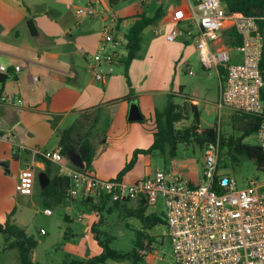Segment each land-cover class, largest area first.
Here are the masks:
<instances>
[{
	"label": "crops",
	"instance_id": "1",
	"mask_svg": "<svg viewBox=\"0 0 264 264\" xmlns=\"http://www.w3.org/2000/svg\"><path fill=\"white\" fill-rule=\"evenodd\" d=\"M90 1L85 0L86 3ZM102 2L109 8V12L113 13L110 0H102ZM153 4L155 7L150 13L135 12L134 14H137L129 16L127 22L120 18L116 23L114 22L115 36L123 40V47L119 49L122 57L106 69L105 78L102 82H98L92 74L89 76L87 71L84 73V69L92 53L98 51L102 42L103 25L99 19H92L101 22L99 28L86 22L87 18L78 15L79 5L75 0L56 2L0 0V34L16 29L19 25L28 26L30 19H33L36 31L33 35L28 26L35 44L26 48L22 54H17L11 48L0 47V57L6 59L5 64L10 67L9 75H0V92L5 95H18L24 101L23 106H0V137L7 135V139H0V224L8 222L6 219L11 210L3 202L11 201L9 193L14 191L13 197L17 205L20 197L24 196L17 190L23 169L29 166L35 169L36 184L39 183V174H46L50 184L51 176L55 177L59 174V165L47 161L42 153L59 149L65 135L67 143L75 147L87 141L93 145L95 156L92 172L101 179L134 183L154 176L157 171H163L170 176L182 177L191 187H196L202 182L205 151L199 149L201 153L199 157L194 147L192 151L188 150L187 147L191 144L180 145L176 157H172L168 150L163 153H139L133 168L119 178L121 171L131 162L137 151H145L153 146L157 130L155 112L157 109L162 111L167 107L169 96L173 95V102L181 108L192 103L199 111L198 100L194 94L191 96L185 94V85L180 84L178 90L173 92L162 90L161 87L166 84L168 76L162 72H153L157 68H167L162 65H168L170 61L173 63L177 59H186L189 62L192 51H197L196 42L193 40L181 39L169 42L164 36L155 34V30L159 27H166L168 33L178 22L184 23L192 14L191 0H164L162 4L152 2L149 5L141 3L144 10H150ZM157 10H162V17L142 33L140 52L129 66L128 74L131 82L129 85L125 73L113 74L116 66L124 64L127 55L126 35L139 16L146 14L152 17ZM238 58L239 56L236 55L233 59ZM16 65L22 67L20 72L14 70ZM128 96H132V99L126 100ZM159 96L163 98L162 101L156 98ZM152 97H155L154 104L147 105V110H143L141 99ZM164 99L165 103H163ZM133 101L140 107L142 121L135 122L128 119L130 104ZM227 110L235 117L237 123L242 125L241 131L246 134L250 129L252 118L238 117L232 110ZM191 115L190 111H185V119L177 123L176 128L184 130L190 127L193 123L190 122ZM51 116L59 118L53 129L50 127ZM117 118L123 122L121 130H116L118 125L113 128L118 122ZM22 119L32 125L29 127L22 122ZM68 119L71 122L65 128V134L57 137L59 127L65 125ZM102 119L108 121L104 133L100 135L94 130L91 131ZM75 124L79 129H74ZM203 131L199 128V133ZM30 141H36V145L41 147L31 151L28 146ZM15 147H17L16 152ZM72 153H77L74 148L69 150V157ZM22 156L26 159L25 166L17 170L16 177H10L13 182L8 186L6 184L8 177L3 174V168L10 173L14 164L20 166ZM33 195L30 197L32 200ZM53 201L67 205L75 203L59 201L56 198ZM134 204L137 209L139 202ZM109 206L111 214L117 206L114 207L112 201L109 202ZM122 211L121 214L126 216L124 210ZM131 213L133 212H129L130 215ZM105 227L109 229V225L105 224Z\"/></svg>",
	"mask_w": 264,
	"mask_h": 264
},
{
	"label": "built area",
	"instance_id": "2",
	"mask_svg": "<svg viewBox=\"0 0 264 264\" xmlns=\"http://www.w3.org/2000/svg\"><path fill=\"white\" fill-rule=\"evenodd\" d=\"M164 0H140L143 5ZM192 14L170 31L166 27L155 30L169 42L181 39L196 42L201 64L205 70H216L220 78L219 108H228L238 117L259 118L257 132L264 155V33L258 18L239 12H228L222 0H191ZM79 16L102 22V42L88 62L89 71L98 82L106 76V69L122 54L123 40L115 36L112 23L115 14L109 12L102 0H91L86 7H77ZM236 31L242 44L228 47L223 34ZM239 62H234L235 56ZM224 69V80L221 76ZM20 72V65L14 66ZM189 73L192 72L189 69ZM10 67L0 61V75H9ZM37 80V78H35ZM24 105L18 95L0 92V106ZM7 139V135L0 137ZM220 135L208 143L204 152L202 182L189 186L180 176L157 171L154 176L127 183L123 180H104L91 171L60 166L59 175L70 180L68 196L105 195L112 202L148 201L165 204V220L173 246L175 264H264V185L252 181L248 187L237 189V182L219 174ZM50 162L60 165L61 148L42 153ZM36 185L33 167L23 169L17 190L32 196ZM45 213L52 214L50 209ZM146 254V251H142Z\"/></svg>",
	"mask_w": 264,
	"mask_h": 264
},
{
	"label": "rangeland",
	"instance_id": "3",
	"mask_svg": "<svg viewBox=\"0 0 264 264\" xmlns=\"http://www.w3.org/2000/svg\"><path fill=\"white\" fill-rule=\"evenodd\" d=\"M51 1L56 2L57 0ZM75 2L79 5L77 7H86L88 4L85 0H75ZM112 6L113 13L115 14V23L119 18L127 22L130 19L129 16L137 14H134L135 12H140V14L144 12L150 13L155 7L154 5L150 10H144L140 0H116ZM83 17L87 18L86 22L95 25V27L99 28L101 25V22L92 20L94 19L92 17ZM115 23H112L114 26L111 25L114 30H116ZM33 44L35 42L32 40L27 25H19L16 29L9 30L5 34H0V47L11 48L17 54H22L26 48H29ZM192 52L189 62L186 59H177L173 63L170 61L168 65H162L167 66V68H161L163 71L158 68L153 70V72H162L168 76L166 84L161 87L162 90L166 89L173 92V90H178L180 84L185 85V94L190 96L194 94L196 100L199 102V128L201 131L211 128L216 129L222 139H229L231 137L238 139L242 137L244 135L243 131H241L242 125L237 123L235 117L227 110L228 108H219L221 85L216 70H205L201 64L198 52ZM123 53L125 54L124 49ZM240 60L239 56L234 62H239ZM0 61L7 63V60L2 57H0ZM188 68L192 70L191 73H189ZM86 71L89 73L87 75L90 76L92 74L89 71L88 64L84 69V73ZM123 73H125V65L123 63L114 68V75ZM138 89L140 88L138 87ZM156 98L160 101L163 99L161 96ZM178 99L182 98L178 97ZM154 102L155 97L141 99L143 110H147L146 106L152 105ZM165 102L166 100L164 99L163 103ZM49 119L51 129L55 128L59 118L51 116ZM119 120L120 118H117L118 122L113 126L114 128L118 125L116 130L123 128V122ZM193 121L194 115L192 114L190 122ZM22 122L29 127L32 125L25 119H22ZM70 122L68 119L65 125L63 124L59 127L57 137L65 134L64 130ZM107 123L106 119H102L91 131L94 130V132L101 135V133H104ZM74 129L77 130L79 127L75 124ZM243 143L247 145H259L257 134L250 135ZM28 146L31 151L38 150L41 147V145H36V141H30ZM193 147L196 149V154L200 157V150L195 143L187 148L189 151H192ZM16 151L17 147H15ZM9 153L8 151L7 154ZM25 160V157L22 156L20 166L14 164L10 169V173L7 172L6 168H3V174L8 177L6 180L8 186L13 182L10 177H16L17 170L25 166ZM219 174L233 178L237 182V189L248 187L252 181H257L260 185H264V168H259L257 163L250 160L245 153L236 154L230 152L228 147L222 148L220 151ZM53 177L52 175L51 178L53 179ZM10 196L11 201L9 203L3 202L11 210L6 221L19 226L27 236L35 239L37 244L33 254L35 264H63L66 259L88 260L97 256L101 248L91 230V227L96 223H98L99 237L102 241H109L111 249L123 253L132 251L136 247L138 232L141 231L145 237V251L147 252V256L144 257L142 264H175L174 250L169 239L167 226L162 223L154 226L150 222H143L135 212L136 204L134 202L129 201L130 204H120L117 207L114 205L115 209L113 208L114 210L111 214L107 211H91V205L84 206L77 202L70 205L54 203L55 196L44 193L39 183L35 185L33 200L30 198L31 196H23L20 197L17 205L13 197L14 191L9 193ZM79 197L85 198L87 196ZM88 197H93L95 202H98L96 201L98 199L97 196ZM70 198L68 200L72 202L77 197ZM109 207L108 204L106 209ZM45 209H50L52 214H46ZM122 210H124L126 216L121 214L120 211ZM129 212H133L131 213L132 215ZM164 214L165 204L160 199L156 204H152L147 208L145 215L147 217L156 215L164 218ZM100 221H103V223L99 224ZM105 224L109 225V229L105 227ZM12 241H14V238L0 234V264H22L19 250L8 248ZM147 247L150 249L148 250ZM107 264L129 263L109 261Z\"/></svg>",
	"mask_w": 264,
	"mask_h": 264
},
{
	"label": "trees",
	"instance_id": "4",
	"mask_svg": "<svg viewBox=\"0 0 264 264\" xmlns=\"http://www.w3.org/2000/svg\"><path fill=\"white\" fill-rule=\"evenodd\" d=\"M111 5H113L114 0H110ZM225 8L228 12H239L245 16H251L258 18V24L261 27L262 32L264 33V0H222ZM162 17V10H157L155 15L150 17L146 14H143L138 17L134 25L130 28L129 32L126 35L125 49L127 55L124 61L125 64V76L128 80L129 85L131 84L129 80V66L133 60L138 57V53L141 49V36L143 31L151 26L156 24ZM33 19L28 20V26L33 35L36 34L35 26ZM224 43L228 47H238L242 44L241 38L237 35L236 31H227L223 34ZM262 69L264 70V58L262 61ZM224 69L221 68L222 80H224ZM132 96H128L126 100H131ZM170 100L167 107L164 110H156L155 120H156V133L155 141L153 146L145 151H137L134 155V158L129 164L121 171L119 178H122L129 170H131L136 162L137 156L139 153H163L168 150L171 156H178L179 146L180 145H190L194 144L199 147L201 150H205L206 145L215 141L217 138L218 131L216 129H206L202 133H199V122H200V112L197 109L196 105L190 103L186 107L181 108L179 105L173 102L174 96H169ZM185 111H190L194 115V121L192 125L184 130H178L176 128L177 123L185 119ZM251 117V116H248ZM252 123L248 132L238 139L233 137L229 139H222L220 137V148L228 147L230 152L234 153H245L247 157L255 161L259 168H264V155L259 145H247L244 144V140L252 134L258 132L259 128V118L251 117ZM61 152H62V161L60 166H69L71 168L82 170V171H91L92 172V163L95 156V149L91 143L83 142L80 143L78 147H75L67 143V136L63 137L61 140ZM74 148L75 151L81 156L82 160L85 163L84 168L75 166L69 157V150ZM52 188V191H51ZM70 188V180L61 175L55 176L51 184L43 189L44 193L53 194L56 199L59 201H69L71 198L68 196V189ZM51 191V192H50ZM70 198V199H69ZM81 198V199H79ZM74 199L72 202H77L84 206L91 205V211L103 212L107 211L109 213V208L106 209V206L111 202L110 198L105 195L97 197L98 201L95 202L93 197H79ZM69 199V200H68ZM129 203V201H125ZM131 202V201H130ZM122 202H113L115 206L120 205ZM149 203L146 200L139 201V205L136 209L137 215L144 222H150L152 225L156 226L160 223L166 225L165 216L164 218L153 215L147 217L145 214ZM103 221H100L99 224H102ZM98 223L94 224L92 227V232L98 240L99 246L102 249V252L88 260H78V259H66L63 264H107L109 261L115 262H128L129 264H142L144 261L145 255L141 252L145 251V237L141 231L137 235L136 247L127 253H123L117 250H113L109 246V241H102L98 233ZM0 234L6 235L8 237L14 238V241L10 243L8 248H16L19 250L21 263L22 264H35L33 260V253L36 248V241L33 237L27 236L26 233L17 225L10 223V221L0 224Z\"/></svg>",
	"mask_w": 264,
	"mask_h": 264
},
{
	"label": "water",
	"instance_id": "5",
	"mask_svg": "<svg viewBox=\"0 0 264 264\" xmlns=\"http://www.w3.org/2000/svg\"><path fill=\"white\" fill-rule=\"evenodd\" d=\"M128 119L130 121H135V122L143 120V116L141 114L140 107H139L138 103L135 101L131 102V104H130V111H129ZM70 159H71V162L75 166L80 167V168H84L85 163L78 153L70 154ZM38 180H39V184H40L42 189H45L50 184L49 177L44 173L38 175Z\"/></svg>",
	"mask_w": 264,
	"mask_h": 264
}]
</instances>
